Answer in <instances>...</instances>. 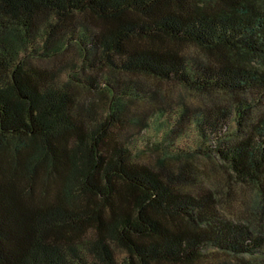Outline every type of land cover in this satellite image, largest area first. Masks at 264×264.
<instances>
[{
	"label": "trees",
	"instance_id": "16d2710c",
	"mask_svg": "<svg viewBox=\"0 0 264 264\" xmlns=\"http://www.w3.org/2000/svg\"><path fill=\"white\" fill-rule=\"evenodd\" d=\"M263 61L264 0H0V264H264L199 173L264 196Z\"/></svg>",
	"mask_w": 264,
	"mask_h": 264
},
{
	"label": "rangeland",
	"instance_id": "374dc122",
	"mask_svg": "<svg viewBox=\"0 0 264 264\" xmlns=\"http://www.w3.org/2000/svg\"><path fill=\"white\" fill-rule=\"evenodd\" d=\"M177 45V44H176ZM181 51L205 59H214L217 51L207 50L195 43L178 44ZM232 56L234 52H225ZM264 68L262 63H255ZM149 84L158 93L157 98L173 104L192 106H211L227 104L234 96L223 91H204L184 87L180 83L166 80L151 79ZM200 185L209 188L216 196L220 212L235 221L243 222L255 232L264 235V196L258 186L250 181H240L234 177L227 166L217 158H200Z\"/></svg>",
	"mask_w": 264,
	"mask_h": 264
}]
</instances>
